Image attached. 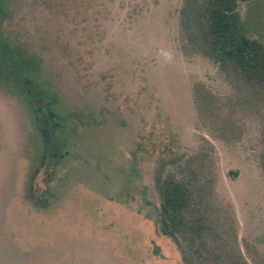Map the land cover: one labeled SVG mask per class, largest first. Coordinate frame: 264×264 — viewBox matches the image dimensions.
I'll list each match as a JSON object with an SVG mask.
<instances>
[{
  "label": "rangeland",
  "instance_id": "374dc122",
  "mask_svg": "<svg viewBox=\"0 0 264 264\" xmlns=\"http://www.w3.org/2000/svg\"><path fill=\"white\" fill-rule=\"evenodd\" d=\"M184 4L0 0V264H185L153 177L206 139L241 251L264 264V90L192 48ZM237 13L264 43V0ZM43 191L67 193L61 214L28 216Z\"/></svg>",
  "mask_w": 264,
  "mask_h": 264
},
{
  "label": "trees",
  "instance_id": "16d2710c",
  "mask_svg": "<svg viewBox=\"0 0 264 264\" xmlns=\"http://www.w3.org/2000/svg\"><path fill=\"white\" fill-rule=\"evenodd\" d=\"M242 1L247 0H185L182 14L192 48L227 78L244 81L257 92L264 90V43L237 31V5ZM206 141L211 149L163 159L156 167L159 230L178 246L185 264H250L239 246L231 211L217 197L218 174L211 163L215 148ZM62 147L49 129L52 157ZM261 159L264 171V151Z\"/></svg>",
  "mask_w": 264,
  "mask_h": 264
},
{
  "label": "crops",
  "instance_id": "0c3cea01",
  "mask_svg": "<svg viewBox=\"0 0 264 264\" xmlns=\"http://www.w3.org/2000/svg\"><path fill=\"white\" fill-rule=\"evenodd\" d=\"M23 192L24 193H21L22 196L23 194H25V191ZM40 194H41L40 195L41 198H45L47 200L39 201V204H36L32 200H29L28 202H23L28 212V216H32L37 219H44L43 217L45 218H49L50 216L55 217L56 213L61 214V211L63 210V208L59 207L60 206L59 204L63 202H60L59 200L63 201L62 199L67 198V196L63 195L67 193H63L61 191H58V192L57 191H43ZM57 204L59 206H57Z\"/></svg>",
  "mask_w": 264,
  "mask_h": 264
},
{
  "label": "flooded vegetation",
  "instance_id": "af4514ba",
  "mask_svg": "<svg viewBox=\"0 0 264 264\" xmlns=\"http://www.w3.org/2000/svg\"><path fill=\"white\" fill-rule=\"evenodd\" d=\"M48 116H49V117H51V115H50V114H48Z\"/></svg>",
  "mask_w": 264,
  "mask_h": 264
}]
</instances>
